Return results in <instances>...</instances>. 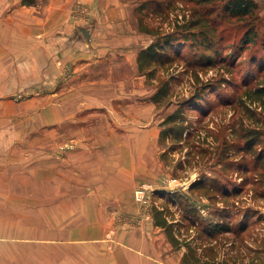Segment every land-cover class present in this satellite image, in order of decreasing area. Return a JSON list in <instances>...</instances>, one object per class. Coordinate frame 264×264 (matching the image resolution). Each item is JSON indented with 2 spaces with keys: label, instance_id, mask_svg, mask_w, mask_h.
Masks as SVG:
<instances>
[{
  "label": "rangeland",
  "instance_id": "374dc122",
  "mask_svg": "<svg viewBox=\"0 0 264 264\" xmlns=\"http://www.w3.org/2000/svg\"><path fill=\"white\" fill-rule=\"evenodd\" d=\"M255 1L258 3V10L251 22L256 25L259 38L256 44L243 47L245 44L242 43V37L248 26L246 20L224 13L221 4L218 5L220 7L215 6L208 10L196 0H71L69 17L72 29L81 32V28H88L91 33L95 30L93 41L90 34L82 50L103 53L118 48L121 56L130 62L131 54H137L138 58L140 50L157 38L155 32L160 34L173 32L178 24L199 14L208 16L218 29L217 37L221 39L222 45L218 47L217 58L225 59L214 66L199 67L196 64L201 50L188 43L172 65L158 66L156 79H149L139 70L133 72L128 61H121L119 66L109 62L79 74L73 62H65L67 53L63 50L65 42L58 41L55 59L57 72L52 73V78L56 79L52 80L55 82L54 88L59 92L58 94L77 88L79 84L76 82H83L84 86L104 82L113 83L112 85L121 83L134 85L138 90L143 89L144 93L138 98L146 104H151L152 111L151 120L144 125L146 128L155 126L160 132L164 128L162 123L165 118L177 109L178 101L196 90L199 85L197 77L203 83L213 82L214 89L206 92L205 98L198 101V109L192 107L185 111L188 123L183 129L187 139L177 143L173 139L161 141L159 137V141L151 145L149 153L142 156L151 174H142L146 177L142 175L139 178L135 177L133 182L136 184L131 187V193H128L123 203L128 204L129 207V204L134 202V192L138 186L143 182H149L153 192L179 191L185 194L183 201L175 205L170 204L177 219H181L183 206H201L200 217L203 218H207L218 208L226 207L228 215L226 222L231 224L236 232L216 235V251L220 259L236 260L237 264H248L252 259H255L257 264L264 261V183L257 175V172L259 173L263 168L260 154L264 152V110L260 106L247 103L255 113V118L249 117L248 110L240 106L238 101L246 88H255L264 76V0ZM72 52L76 54L79 51L72 49ZM170 76L176 78L172 83L171 96L166 102L156 104L151 100V95L158 86L160 78ZM24 77L23 83L17 82L15 77H10L7 82V75H2L0 79L2 86L0 97L14 104L8 105L3 101L4 104L0 105V133L7 132L10 135L16 131L20 134L41 132L39 139L29 136V139L20 140L15 139L14 135H10L12 139H0V146L17 147L20 152L13 151L11 155L0 156L8 157L9 161L15 160L14 163H9L7 172H0V180L1 177L5 178L6 183L10 185L8 190L12 192L16 189L12 181L15 180L16 163L18 166L22 165L25 176L30 175L27 169L35 167L37 163L48 165V160L50 163L55 161L57 168L65 169L67 155L76 147L78 141L76 138L70 140L63 138L64 131L71 126L70 122H62L59 130L55 132L56 135H42L52 131L53 127L43 125L41 118L38 122V117L29 112L28 108L21 110V107L15 106L16 103L26 105L36 97L41 98L40 103L45 104L47 95L53 93L50 90L44 93L37 92L34 83H27L30 79L29 70L24 73ZM224 79L228 82H223ZM34 109L37 110V107ZM17 112H22L24 116ZM257 119L261 120L260 123ZM246 128L257 129L261 133V142L255 145L257 151L248 153L241 149L246 146V138L242 137V132ZM239 149L241 150L236 154V150ZM225 150L226 158L222 156ZM21 158L23 164L20 163ZM4 165L1 159L0 166L4 168ZM203 182L205 187L203 185L194 191L189 190L193 183L203 184ZM28 185L30 184H24V186ZM28 191L29 187H25L24 194ZM225 191L228 192V198L221 193ZM153 192L148 209L139 205L140 210L146 215L152 207L163 204L159 196L153 197ZM211 196L214 199H210ZM11 197L14 196L6 198V203H0V212H5L2 213L3 217L20 211L22 206L21 221L32 227V219L37 211L41 217L46 216L42 211L47 209L45 203L28 202L30 196L25 195L24 202L20 204L19 201H12ZM188 199L191 202L187 203ZM211 218L218 217L211 215ZM3 219L0 221H6ZM7 221L12 224L15 220ZM41 221L47 220L41 219ZM24 233L22 235H25ZM193 233L194 231L190 230L189 237ZM33 236L35 234L28 233L23 241L29 242ZM10 237L14 239L15 235ZM206 237L202 239L203 244L208 241ZM181 250L184 252L185 248ZM31 252V250L24 251L25 264H31ZM35 254L39 259L45 256L46 260L48 251L40 250Z\"/></svg>",
  "mask_w": 264,
  "mask_h": 264
},
{
  "label": "crops",
  "instance_id": "0c3cea01",
  "mask_svg": "<svg viewBox=\"0 0 264 264\" xmlns=\"http://www.w3.org/2000/svg\"><path fill=\"white\" fill-rule=\"evenodd\" d=\"M70 2L38 0L28 6L22 0H0V79L7 75V82L15 77L23 83L24 73L29 70L27 83H34L37 92H53L47 95L45 104L36 97L26 105L15 106L21 110L28 108L38 117V122L41 118L43 125L53 127L42 135H56L62 122H70L63 138L78 139L67 155L65 169L48 160V165L37 163L27 169L30 175L25 176L22 165L16 163L13 192L1 177L0 203L14 196L11 200L22 204L24 196L29 195L28 202L45 203L47 209L42 210L46 213L42 217L37 211L32 227L21 221L22 206L8 217L0 212V219L6 220L0 221V264H25V250L32 251L31 264H182L183 250L174 249L164 229L155 226L153 218L140 210L135 197L136 203L129 207L123 203L136 184L135 177L151 174L142 156L149 153L160 137L159 128L144 125L152 118L151 104L138 98L144 90L109 82L88 86L76 82L78 87L64 94H58L54 88L56 79L52 73L57 72L58 41L65 42L63 50L67 53L63 59L73 62L79 74L109 62L119 66L121 61H128L133 72L139 70L137 54H131L129 62L118 48L103 53L82 50L87 39L70 26ZM91 35L93 41L95 30ZM72 49L79 52L74 54ZM0 100L1 106L3 101L14 105L3 97ZM10 135L20 140L29 136L39 139L41 132L16 131ZM10 135L0 133V139L11 138ZM13 151L20 153L17 147L0 146V156L11 155ZM1 159L5 165L0 166V172H7L9 163L15 160ZM20 163L23 164L22 158ZM25 183L30 185L24 186ZM25 187H29L26 194ZM12 219L15 220L12 224L7 221ZM23 233L35 236L24 242ZM40 250L48 251L46 260L45 256L39 259L35 254Z\"/></svg>",
  "mask_w": 264,
  "mask_h": 264
},
{
  "label": "trees",
  "instance_id": "16d2710c",
  "mask_svg": "<svg viewBox=\"0 0 264 264\" xmlns=\"http://www.w3.org/2000/svg\"><path fill=\"white\" fill-rule=\"evenodd\" d=\"M38 0H22L23 5H34ZM208 10L221 4V9L224 13L230 16L237 17L239 19L246 20L247 31L242 37V43L246 47L247 45L256 44L259 38V33L256 25L252 23L251 19L256 16L258 10V3L255 0H196ZM213 24L208 16L193 15V18L185 21L182 24L177 25V29L173 32L157 33V38L151 42L148 46L142 48L138 54L137 64L141 74L146 75L149 79H156L158 72V66L164 67L170 66L174 63L177 56L185 45L191 43L197 49L201 50L197 66L208 67L214 66L217 62L225 59L223 57L217 58L218 47L222 45V41L218 38V29ZM264 45V42H263ZM244 49V48H243ZM231 71V70H228ZM175 76L167 78H160L159 84L156 87L154 93L151 95V100L156 104H162L166 102L171 96L172 83L175 80ZM199 85L196 90L189 95L178 101V107L172 113H170L162 123V130L160 132L161 141L173 139L177 143L186 140L184 136L185 124L188 123L187 115L185 111L192 107L198 109V101L205 98L206 92L214 89L213 82H201V79L197 77ZM223 82H228L224 79ZM239 104L243 108L248 110L249 117L255 118V113L251 110V105L260 106L264 110V76L261 82L255 88H246L241 98H239ZM251 117V118H252ZM260 123V119H257ZM243 138H246L245 147L241 148L242 151L251 153L257 151L255 145L260 143L261 133L257 129L246 128L242 132ZM190 135V133H189ZM188 135V136H189ZM174 147V146H173ZM173 147H170L172 149ZM236 150V154L241 150ZM222 156L226 158V150ZM233 156V155H232ZM231 156V157H232ZM262 169H260L257 175L261 182L264 183V152L260 154ZM204 185L202 183H193L189 190L194 191ZM212 187V186H211ZM221 191V190H220ZM153 197H160V201L163 203L161 206L152 207L151 213L153 217L154 225L164 229L168 240L172 243L176 249L185 248L182 264H237L236 260L220 259L219 254L216 251L215 237L218 234H227L229 232H236L231 224L226 222L228 217L226 207L218 208L216 212L210 213L207 218L200 217L201 206H183V212L181 219H177L170 204H177L185 199V194L179 191H155ZM226 198H228V192H221ZM210 199H214L211 196ZM188 202H191L188 199ZM211 215L218 218H211ZM244 229V228H242ZM194 231L193 235L189 237V231ZM207 236V243L203 244L202 239ZM248 264H257L255 259H252ZM264 264V261L260 262Z\"/></svg>",
  "mask_w": 264,
  "mask_h": 264
},
{
  "label": "built area",
  "instance_id": "2783aa9c",
  "mask_svg": "<svg viewBox=\"0 0 264 264\" xmlns=\"http://www.w3.org/2000/svg\"><path fill=\"white\" fill-rule=\"evenodd\" d=\"M153 192L152 185L148 182L142 183L134 192V197L138 204L146 209L150 206L151 193ZM147 216L152 217V213L149 210Z\"/></svg>",
  "mask_w": 264,
  "mask_h": 264
},
{
  "label": "water",
  "instance_id": "95a60500",
  "mask_svg": "<svg viewBox=\"0 0 264 264\" xmlns=\"http://www.w3.org/2000/svg\"><path fill=\"white\" fill-rule=\"evenodd\" d=\"M81 32H82V34H83L87 39L90 38V34H91L90 29H88V28H81Z\"/></svg>",
  "mask_w": 264,
  "mask_h": 264
}]
</instances>
